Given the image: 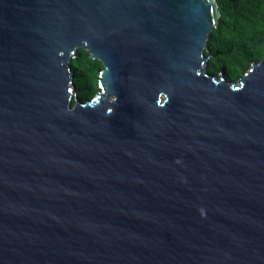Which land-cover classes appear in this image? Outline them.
Wrapping results in <instances>:
<instances>
[{
	"label": "water",
	"instance_id": "1",
	"mask_svg": "<svg viewBox=\"0 0 264 264\" xmlns=\"http://www.w3.org/2000/svg\"><path fill=\"white\" fill-rule=\"evenodd\" d=\"M219 17L0 0V264H264V53L208 74ZM79 48L103 64L84 103Z\"/></svg>",
	"mask_w": 264,
	"mask_h": 264
},
{
	"label": "trees",
	"instance_id": "2",
	"mask_svg": "<svg viewBox=\"0 0 264 264\" xmlns=\"http://www.w3.org/2000/svg\"><path fill=\"white\" fill-rule=\"evenodd\" d=\"M220 17L217 26L209 33L207 73L224 72L226 79L243 75L252 63L264 53V0H215ZM75 75L76 96L87 102L95 95L92 81L97 70L103 69L99 60L79 48L71 61Z\"/></svg>",
	"mask_w": 264,
	"mask_h": 264
},
{
	"label": "rangeland",
	"instance_id": "3",
	"mask_svg": "<svg viewBox=\"0 0 264 264\" xmlns=\"http://www.w3.org/2000/svg\"><path fill=\"white\" fill-rule=\"evenodd\" d=\"M95 60V59H94ZM72 61V60H71ZM70 70H71V72H72V69H71V62H70ZM250 68V67H249ZM100 72V70H97L96 71V73H95V75H94V78H93V81H92V86H93V88H94V90H95V94L97 93V92H99L100 91V87L98 86V83H99V79H100V77L98 76V73ZM223 74H224V72H223ZM216 76H219V73H217V75ZM224 77H225V74H224ZM242 77V75L240 76V77H238V78H236V79H227L228 81H235V80H237V79H239V78H241ZM98 79V80H97ZM73 85H74V87H75V92L77 93V90H76V82H75V75H74V73H73ZM95 97V95L92 97V98H94ZM73 102H74V100H73Z\"/></svg>",
	"mask_w": 264,
	"mask_h": 264
}]
</instances>
